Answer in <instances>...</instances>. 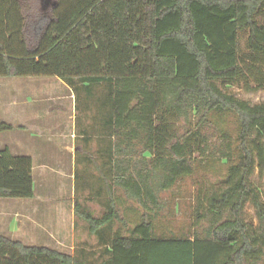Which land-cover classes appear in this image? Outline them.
<instances>
[{
    "label": "trees",
    "instance_id": "obj_1",
    "mask_svg": "<svg viewBox=\"0 0 264 264\" xmlns=\"http://www.w3.org/2000/svg\"><path fill=\"white\" fill-rule=\"evenodd\" d=\"M34 77L59 78L73 91L110 84L113 183L149 212L128 233L111 234L126 224L111 187L102 217L76 200V221L96 237L89 256L101 264H264V189L252 182L264 174V101L231 91L264 94V0H0V78ZM225 112L238 117L241 158L219 190L198 195L192 228L208 226L193 240L157 236L158 195L194 175L195 154L210 148L202 130ZM16 129L0 123V135ZM134 140L151 154L149 168L128 161ZM144 167L164 174L158 191L141 180ZM33 198L32 160L1 151L0 199ZM0 264L89 263L0 236Z\"/></svg>",
    "mask_w": 264,
    "mask_h": 264
},
{
    "label": "rangeland",
    "instance_id": "obj_2",
    "mask_svg": "<svg viewBox=\"0 0 264 264\" xmlns=\"http://www.w3.org/2000/svg\"><path fill=\"white\" fill-rule=\"evenodd\" d=\"M75 88V91L72 90L73 95L70 93L66 95V103L67 99L75 103L77 115L76 147H79V151L76 154L75 163L77 174L75 199L84 207L85 198H90L92 205H88V210L93 212L95 217H102L109 211L106 204L108 196L105 194L106 188L111 187L115 193L118 210L126 221V224L123 225L121 222H117V228L118 230L123 228V232L126 234L128 233L127 229L130 230L139 224L142 215L149 211L137 200L127 198L125 192L113 183L114 178L112 177L110 159L116 156L114 153L112 154L111 149L114 147L116 139L113 136V128L108 123L110 118L108 111L110 84L93 85L90 92L82 83H77ZM231 91L252 104L264 101V94L261 92H246L239 88H233ZM61 95L63 96L62 92H60ZM202 131L209 136L207 145H210V148L209 151L195 154L194 175L180 179L171 190L163 191L158 195L160 200L158 205L159 214L152 217L156 225L157 236L193 235L195 230L201 233L200 229L208 226L206 220L200 223L199 229L196 226L192 228L194 204L197 202L199 193L202 197V195L206 196L209 191L219 190L228 176L230 167L237 164L241 158V151L238 148L239 121L235 114L230 112L213 113ZM134 141L135 144L130 148L131 155L128 161H131L133 166L138 165V167L142 161L149 168L152 161L151 154L144 151V146L139 144L140 140ZM202 148L204 149V146ZM212 152H215V154H211ZM221 152H228L230 156L221 157ZM143 157L146 160H143ZM64 166L71 170L74 165L71 161ZM148 168H143L141 180L151 183V191H158L160 187L158 183L164 179V174L154 168L149 171ZM136 174L137 172L133 168L132 176L134 179L137 177ZM104 177H107V180ZM252 182L256 188L263 190L264 174L260 175L256 172L252 177ZM66 186H70V184ZM69 189V192H67L68 198L71 197V187ZM90 190L92 191L91 194ZM100 192L102 193L101 197ZM65 202L68 203L69 201ZM68 204L70 205L71 202ZM147 204L149 205V201H147ZM153 206L155 208V205ZM154 212H156V209L151 211V213ZM247 212L249 215L248 221L256 225L255 212L251 206L247 207ZM70 226L72 225L70 224ZM71 239V247L74 246L73 254L75 256L87 261L89 264H101V260L97 258L98 255L96 257L95 255L93 257L89 256L90 253L95 254L97 252L93 248L97 242L96 237L90 234L89 225L86 222L76 221L74 236ZM64 251L71 252L70 247H65Z\"/></svg>",
    "mask_w": 264,
    "mask_h": 264
},
{
    "label": "crops",
    "instance_id": "obj_3",
    "mask_svg": "<svg viewBox=\"0 0 264 264\" xmlns=\"http://www.w3.org/2000/svg\"><path fill=\"white\" fill-rule=\"evenodd\" d=\"M68 93L74 94L55 77L0 78V123L18 128L0 135V152L7 148L15 157L30 158L35 184V198L31 200L0 199V236L73 255L70 238L76 223L75 163L79 147L76 107L70 99L66 103ZM71 161L74 166L70 170L64 165ZM88 205H92L91 199L85 198L87 210ZM113 227L111 234L116 232L117 222ZM65 247L71 252L64 251Z\"/></svg>",
    "mask_w": 264,
    "mask_h": 264
}]
</instances>
